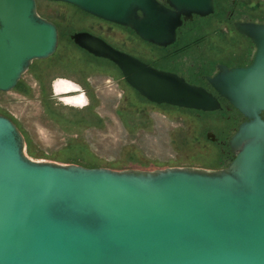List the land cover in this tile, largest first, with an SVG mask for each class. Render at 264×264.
Wrapping results in <instances>:
<instances>
[{
    "label": "water",
    "instance_id": "obj_1",
    "mask_svg": "<svg viewBox=\"0 0 264 264\" xmlns=\"http://www.w3.org/2000/svg\"><path fill=\"white\" fill-rule=\"evenodd\" d=\"M53 1L159 47L173 45L193 16L214 13V0ZM234 28L254 54L244 66L216 64L206 77L213 91L91 32L69 34L149 102L211 112L220 97L245 120L227 140L233 158L223 168L112 170L29 158L16 124L0 114V264H264V23ZM57 44L36 0H0V91Z\"/></svg>",
    "mask_w": 264,
    "mask_h": 264
},
{
    "label": "rangeland",
    "instance_id": "obj_2",
    "mask_svg": "<svg viewBox=\"0 0 264 264\" xmlns=\"http://www.w3.org/2000/svg\"><path fill=\"white\" fill-rule=\"evenodd\" d=\"M36 1L38 14L57 26V48L48 58L33 60L16 87L0 91V114L16 124L29 158L112 170L216 169L230 162L211 138L213 134L227 140L237 127L228 113L149 102L113 63L88 54L69 34L91 32L157 68L205 84L201 77L215 72L217 63L247 64L254 54L252 43L236 33L222 7L236 8L238 17L264 20V0H236L235 6L221 0L218 13L182 26L168 48L147 43L130 29L69 3ZM57 77L82 85L88 105L82 110L57 106L51 98Z\"/></svg>",
    "mask_w": 264,
    "mask_h": 264
},
{
    "label": "flooded vegetation",
    "instance_id": "obj_3",
    "mask_svg": "<svg viewBox=\"0 0 264 264\" xmlns=\"http://www.w3.org/2000/svg\"><path fill=\"white\" fill-rule=\"evenodd\" d=\"M219 1L220 2H222L221 0H214V13H212L211 15H214V14H216V13H218V9H219ZM231 2H232V5L233 6H235V5H237V1L236 0H231ZM222 7V6H221ZM223 8V10H220L221 12L223 11V13L222 14H224L226 17H227V19H228V21H229V23H231V26L234 28V22L235 21H238V20H241V21H255V22H261V23H264V20H261V19H258V18H253V17H245V16H236V13L238 12L237 10H236V8H231V7H227V8H224V7H222ZM211 15H208V16H206V17H209V16H211ZM196 18H204V17H199V16H193V19L192 20H189V21H186L182 26H184V25H186V24H188V23H193L194 22V20L196 19ZM182 26L179 28V30H178V34H179V32H180V30H181V28H182ZM123 27V26H122ZM127 28V27H126ZM129 29V28H128ZM131 30V29H130ZM234 30H235V28H234ZM132 31V30H131ZM236 31V30H235ZM133 32V31H132ZM134 33V32H133ZM236 33L237 34H239L237 31H236ZM240 36H242L241 34H239ZM242 37H244V36H242ZM177 38H178V35H177ZM244 38H246V39H248L247 37H244ZM249 40V39H248ZM250 41V40H249ZM251 42V41H250ZM252 46H253V44H252ZM169 46H167V47H162V48H168ZM117 48V47H116ZM253 48H254V46H253ZM119 49V48H118ZM121 50V49H120ZM124 51V50H123ZM129 53V52H128ZM135 56V55H134ZM252 59V58H251ZM251 61V60H250ZM220 63H222V62H220ZM250 63V62H249ZM218 64V63H217ZM223 64H225V65H227V66H244V65H247V64H226V63H223ZM161 69H163V68H161ZM164 70H169V69H164ZM169 71H172V72H175V73H177V74H179V75H181V76H183L182 74H180V73H178L177 71H174V70H169ZM214 73V72H213ZM213 73H211V74H204L201 78L202 79H205V84H199V85H202V86H204V87H206L207 89H209V90H211V91H213L212 90V88L209 86V84L207 83V80H206V77L207 76H211ZM185 79H188L187 77H185V76H183ZM219 99H220V102H221V105H222V107H221V109H219V110H216V111H221L222 113H228V117H233V119L234 120H236V121H238V125L241 123V122H243L244 120H245V117L241 114V113H239L234 107H232L230 104H228L223 98H220L219 97ZM234 112H236V114H234ZM233 114V115H232ZM262 117L264 118V113L262 114ZM237 125V126H238ZM236 129V128H235ZM235 129H232L231 130V134L234 132V130ZM230 137V135H228L226 138H227V140H228V138ZM211 138H212V140L213 141H215L217 144H219L220 146H221V151L223 152V154L225 155V157H226V159H227V161L229 160V161H231V159L233 158V153L231 152V150H230V147H229V145H228V143H227V140L226 139H218L217 137H215V136H213V134L211 135ZM226 148V149H225ZM228 164H226V166H227ZM223 167H225V166H223ZM223 167H220V168H223ZM216 169H219V168H216Z\"/></svg>",
    "mask_w": 264,
    "mask_h": 264
},
{
    "label": "clouds",
    "instance_id": "obj_4",
    "mask_svg": "<svg viewBox=\"0 0 264 264\" xmlns=\"http://www.w3.org/2000/svg\"><path fill=\"white\" fill-rule=\"evenodd\" d=\"M52 88L53 94L51 98L56 101L57 106L63 104L65 107H73L82 110L89 103L87 93L82 85L72 79L57 77L52 82Z\"/></svg>",
    "mask_w": 264,
    "mask_h": 264
},
{
    "label": "trees",
    "instance_id": "obj_5",
    "mask_svg": "<svg viewBox=\"0 0 264 264\" xmlns=\"http://www.w3.org/2000/svg\"><path fill=\"white\" fill-rule=\"evenodd\" d=\"M171 46V45H170ZM96 58V57H95Z\"/></svg>",
    "mask_w": 264,
    "mask_h": 264
}]
</instances>
